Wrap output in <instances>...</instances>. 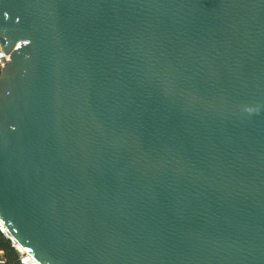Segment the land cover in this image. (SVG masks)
I'll list each match as a JSON object with an SVG mask.
<instances>
[{
    "label": "water",
    "instance_id": "water-1",
    "mask_svg": "<svg viewBox=\"0 0 264 264\" xmlns=\"http://www.w3.org/2000/svg\"><path fill=\"white\" fill-rule=\"evenodd\" d=\"M0 223L37 264H264V0H0Z\"/></svg>",
    "mask_w": 264,
    "mask_h": 264
},
{
    "label": "built area",
    "instance_id": "built-area-1",
    "mask_svg": "<svg viewBox=\"0 0 264 264\" xmlns=\"http://www.w3.org/2000/svg\"><path fill=\"white\" fill-rule=\"evenodd\" d=\"M0 51H1V45H0ZM9 61V55L6 53L0 52V67L5 66V64ZM3 226L0 223V233L7 237L6 230H3ZM11 246L17 253V261L18 264H37L33 258L26 252V251H21L18 249L17 245L15 242L11 241ZM0 253H3L0 251ZM5 263V260L1 259L0 264Z\"/></svg>",
    "mask_w": 264,
    "mask_h": 264
},
{
    "label": "trees",
    "instance_id": "trees-1",
    "mask_svg": "<svg viewBox=\"0 0 264 264\" xmlns=\"http://www.w3.org/2000/svg\"><path fill=\"white\" fill-rule=\"evenodd\" d=\"M0 250L3 251L5 257V264H18L17 254L15 253L10 242L0 233Z\"/></svg>",
    "mask_w": 264,
    "mask_h": 264
},
{
    "label": "crops",
    "instance_id": "crops-1",
    "mask_svg": "<svg viewBox=\"0 0 264 264\" xmlns=\"http://www.w3.org/2000/svg\"><path fill=\"white\" fill-rule=\"evenodd\" d=\"M0 251H2V250H0ZM15 251V250H14ZM3 252V251H2ZM15 253H16V251H15ZM17 254V253H16ZM1 259H3V260H5V257H4V253H0V260Z\"/></svg>",
    "mask_w": 264,
    "mask_h": 264
},
{
    "label": "bare ground",
    "instance_id": "bare-ground-1",
    "mask_svg": "<svg viewBox=\"0 0 264 264\" xmlns=\"http://www.w3.org/2000/svg\"><path fill=\"white\" fill-rule=\"evenodd\" d=\"M2 228H3V227H2ZM3 230H5V229L3 228ZM16 245H17V247H18L19 250H21V251H25L24 249H21V248L19 247V244L16 243Z\"/></svg>",
    "mask_w": 264,
    "mask_h": 264
},
{
    "label": "rangeland",
    "instance_id": "rangeland-1",
    "mask_svg": "<svg viewBox=\"0 0 264 264\" xmlns=\"http://www.w3.org/2000/svg\"><path fill=\"white\" fill-rule=\"evenodd\" d=\"M4 238H6L5 236H3ZM10 244H12L11 242H10ZM2 264H5V263H2Z\"/></svg>",
    "mask_w": 264,
    "mask_h": 264
}]
</instances>
